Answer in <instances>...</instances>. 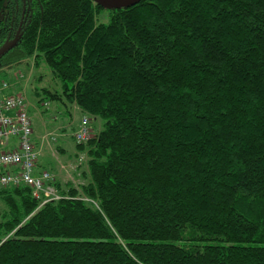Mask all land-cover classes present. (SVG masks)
<instances>
[{
	"label": "trees",
	"instance_id": "trees-1",
	"mask_svg": "<svg viewBox=\"0 0 264 264\" xmlns=\"http://www.w3.org/2000/svg\"><path fill=\"white\" fill-rule=\"evenodd\" d=\"M15 36L102 128L61 199L0 186V264H264V0H0Z\"/></svg>",
	"mask_w": 264,
	"mask_h": 264
},
{
	"label": "rangeland",
	"instance_id": "rangeland-1",
	"mask_svg": "<svg viewBox=\"0 0 264 264\" xmlns=\"http://www.w3.org/2000/svg\"><path fill=\"white\" fill-rule=\"evenodd\" d=\"M108 21V13L102 12L97 18L98 23L105 24ZM1 65V64H0ZM5 75L0 74V80L12 82V93H19L25 97L28 104L27 114L32 128V137L37 139L39 147L38 158L51 170L55 181L61 187L72 185L78 187L83 183L80 173L86 169V155L77 151L72 140V132L77 129L82 120V115L75 107L53 101L46 91L60 92V83L44 63L42 58L35 65L30 58L22 63L0 66ZM90 124L93 119L90 118ZM95 123V122H94ZM100 130L99 122L96 123ZM90 126V127H91ZM90 128L93 132V128ZM53 137L54 140H50ZM63 146L66 150L58 151ZM78 156V157H77Z\"/></svg>",
	"mask_w": 264,
	"mask_h": 264
},
{
	"label": "built area",
	"instance_id": "built-area-1",
	"mask_svg": "<svg viewBox=\"0 0 264 264\" xmlns=\"http://www.w3.org/2000/svg\"><path fill=\"white\" fill-rule=\"evenodd\" d=\"M13 85L0 80V186L26 185L42 206L62 197L54 187L51 172H36L38 153L32 141L28 104L22 94L11 92ZM90 137L88 121L82 119L73 133L74 141L83 144Z\"/></svg>",
	"mask_w": 264,
	"mask_h": 264
},
{
	"label": "water",
	"instance_id": "water-1",
	"mask_svg": "<svg viewBox=\"0 0 264 264\" xmlns=\"http://www.w3.org/2000/svg\"><path fill=\"white\" fill-rule=\"evenodd\" d=\"M94 4L101 7L103 10H119L127 9L138 4L141 0H91ZM17 37H15L11 42H6L0 47V57L3 56L10 47L14 44Z\"/></svg>",
	"mask_w": 264,
	"mask_h": 264
},
{
	"label": "crops",
	"instance_id": "crops-1",
	"mask_svg": "<svg viewBox=\"0 0 264 264\" xmlns=\"http://www.w3.org/2000/svg\"><path fill=\"white\" fill-rule=\"evenodd\" d=\"M73 133L74 132H72L71 137H73ZM32 141H33L34 148L37 151V148L39 147L37 139L32 137ZM58 149H59L58 151L66 150L63 146H60ZM37 153H38V151H37ZM39 159H41V156H40V158H37L36 172H38V173L41 172V171H49V172H51V170L55 171L56 169L59 171L58 166L55 167V168H48L47 164H44L43 161L39 160Z\"/></svg>",
	"mask_w": 264,
	"mask_h": 264
},
{
	"label": "flooded vegetation",
	"instance_id": "flooded-vegetation-1",
	"mask_svg": "<svg viewBox=\"0 0 264 264\" xmlns=\"http://www.w3.org/2000/svg\"><path fill=\"white\" fill-rule=\"evenodd\" d=\"M23 14H24V13H23ZM23 14H22V19H21V22H22V20H23ZM15 37H17V36H15ZM15 37H14V38H15ZM10 42H11V41H10ZM5 43H6V42H5ZM0 47H1V46H0ZM1 57H2V56H1Z\"/></svg>",
	"mask_w": 264,
	"mask_h": 264
}]
</instances>
